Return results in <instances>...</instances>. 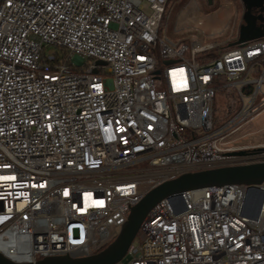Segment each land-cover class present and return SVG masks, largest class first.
<instances>
[{"label":"built area","instance_id":"obj_1","mask_svg":"<svg viewBox=\"0 0 264 264\" xmlns=\"http://www.w3.org/2000/svg\"><path fill=\"white\" fill-rule=\"evenodd\" d=\"M167 4L0 0L5 258L96 255L162 184L264 162V145L229 139L264 113V39L234 46L235 17L222 43L203 19L171 41ZM219 93L234 115L217 125ZM116 264H264V183L163 199Z\"/></svg>","mask_w":264,"mask_h":264},{"label":"water","instance_id":"obj_2","mask_svg":"<svg viewBox=\"0 0 264 264\" xmlns=\"http://www.w3.org/2000/svg\"><path fill=\"white\" fill-rule=\"evenodd\" d=\"M212 5L213 0H207ZM246 8L244 24L239 29V39L233 44L242 46L248 42L262 40L264 33L257 28L249 19L253 8L264 6V0H241ZM104 65L103 62H98ZM169 64V62H166ZM239 154H245L240 152ZM264 183V162L252 165L228 167L197 173L184 174L177 179L166 182L150 191L136 206L131 209L127 222L124 224L118 238L102 252L92 256H57L48 257L38 261L36 264H116L126 255L129 247L136 238L140 226L149 212L166 198L180 196L187 191L199 190L208 187H221L226 185L258 186ZM249 198V197H248ZM263 200L260 194L258 204L251 217L259 213ZM0 264L15 263L0 254ZM31 264V263H30Z\"/></svg>","mask_w":264,"mask_h":264},{"label":"rangeland","instance_id":"obj_3","mask_svg":"<svg viewBox=\"0 0 264 264\" xmlns=\"http://www.w3.org/2000/svg\"><path fill=\"white\" fill-rule=\"evenodd\" d=\"M145 11L149 12L147 6ZM241 0H213V4L209 5L207 0H168L162 25V36L165 35L174 42L189 39L196 34V23L199 19L209 18L213 23L210 28L220 26L219 31L222 34L209 36V41L224 42L231 34V27L234 23L230 22L233 18L237 20L236 32L241 24L242 14ZM222 16L223 20L218 21ZM217 22V23H216ZM217 24V25H216ZM209 34L217 32L207 31ZM230 104L222 93L218 94L217 108H221ZM231 105V104H230ZM229 139L236 140V144L242 145H264V113L258 118L248 122L239 131L234 133Z\"/></svg>","mask_w":264,"mask_h":264},{"label":"flooded vegetation","instance_id":"obj_4","mask_svg":"<svg viewBox=\"0 0 264 264\" xmlns=\"http://www.w3.org/2000/svg\"><path fill=\"white\" fill-rule=\"evenodd\" d=\"M241 3H242V1H241ZM242 9H243V11L241 14L240 27L244 24V15L246 13V8H245L243 3H242ZM249 19L257 28H261L262 32L264 33V6L261 8H253L251 10V15L249 16Z\"/></svg>","mask_w":264,"mask_h":264},{"label":"trees","instance_id":"obj_5","mask_svg":"<svg viewBox=\"0 0 264 264\" xmlns=\"http://www.w3.org/2000/svg\"><path fill=\"white\" fill-rule=\"evenodd\" d=\"M162 25H163V23H162ZM233 115H234V111L232 109V105H230V104H227L224 107V109H223V107L217 108V112H216V122H217V125H220L221 123L226 122Z\"/></svg>","mask_w":264,"mask_h":264},{"label":"bare ground","instance_id":"obj_6","mask_svg":"<svg viewBox=\"0 0 264 264\" xmlns=\"http://www.w3.org/2000/svg\"><path fill=\"white\" fill-rule=\"evenodd\" d=\"M222 20H223V18H222V16H220V19L218 21L220 22ZM203 21H204V29L206 31H210V32H217V31H219L220 26H214L215 27L214 29L209 27V25H211V23H213L212 19L210 20L209 18H204Z\"/></svg>","mask_w":264,"mask_h":264}]
</instances>
